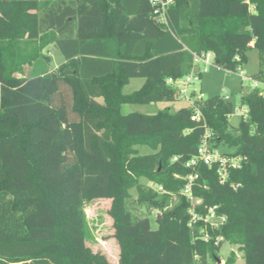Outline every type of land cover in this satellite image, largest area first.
<instances>
[{"label":"trees","instance_id":"obj_1","mask_svg":"<svg viewBox=\"0 0 264 264\" xmlns=\"http://www.w3.org/2000/svg\"><path fill=\"white\" fill-rule=\"evenodd\" d=\"M151 9L149 0H0V264H112L85 244L83 205L103 197L111 200L118 264H217L222 240L238 245L245 264H264L258 90L241 97L246 114L232 131L234 104L224 95L195 100L201 120H191V106L121 112L124 103L179 99L168 80L189 73L192 52L210 51L228 72L254 48L253 77L264 80V0H173L168 27L151 19ZM49 45L64 58L51 71L43 65ZM26 65L39 72L21 76ZM137 77L142 84L124 93ZM204 124L213 146L224 143L234 149L224 154L243 158L224 183L215 166L185 165ZM194 173L200 201L192 204L182 191ZM131 188L139 202L162 209L156 229L126 207ZM214 206L225 216L221 226L191 222V210L205 215ZM234 258L232 251L223 264Z\"/></svg>","mask_w":264,"mask_h":264},{"label":"rangeland","instance_id":"obj_2","mask_svg":"<svg viewBox=\"0 0 264 264\" xmlns=\"http://www.w3.org/2000/svg\"><path fill=\"white\" fill-rule=\"evenodd\" d=\"M44 53L49 54V61L44 62V67L51 71L55 69L58 65L63 63V56L53 45H49L44 49ZM258 53L257 50L252 48L247 53V62L239 70L226 71L223 68L217 66L216 64H210L206 67L205 71H202L199 75L200 79L195 81L192 87H189L190 91L195 89V95H201L205 98L211 97L212 95H224L223 90H226V94L229 95L230 100L234 104V113L228 118L229 121V131H232L234 127L237 126L238 122L245 114V105H241V97L247 93L250 86V81L242 80V75H247L258 68ZM202 66V64H200ZM38 67H33L26 65L22 70L21 76H32L37 74ZM143 82V78H133L130 80L129 84L123 87L124 93H129L136 90ZM103 99L100 98L99 101ZM190 102L184 99H177L173 102L157 101L156 103L150 104H130L124 103L121 105L122 113L129 112H141L145 114H154L156 111L161 109H168L174 111L180 107H187ZM216 150L222 153H231L234 149H229L226 144L220 143L217 147L213 146ZM138 152L148 153L150 151L149 147L146 145H138ZM139 181L144 185L153 187V185L144 178H139ZM160 198V197H159ZM159 200V199H158ZM175 197L168 198V202L165 205L171 207L175 202ZM199 200V198L194 197L192 200L194 203ZM110 198H95L90 201H86L83 205L86 215V225H85V244L89 245L93 251H100L110 260L112 264H118V252L119 245H117L116 239L113 237L114 228L112 224V216L110 213ZM200 201V200H199ZM126 207H128L130 213L134 217L146 216L149 219V225L156 229L158 225L156 224V217L161 212L160 207H154L150 204L141 203L137 200V191L134 188L130 190V197L127 199ZM219 249L217 250V255L221 260L220 264L224 263V260L230 255L232 251L235 252L234 261L231 264H245V259L243 253L238 249L237 244L231 245L230 243L222 240ZM208 264H213L209 261Z\"/></svg>","mask_w":264,"mask_h":264},{"label":"built area","instance_id":"obj_3","mask_svg":"<svg viewBox=\"0 0 264 264\" xmlns=\"http://www.w3.org/2000/svg\"><path fill=\"white\" fill-rule=\"evenodd\" d=\"M173 0H149V4H151V19L157 23L163 24L164 26L168 27L167 22V9L171 5ZM193 58V65L189 73L184 75L182 78L177 80H168L177 90L179 99H184L194 108L193 115L191 120H201L203 119V114L201 113L200 109L195 104V100L201 99L203 96L201 93L199 95H195V89L190 91L189 87H192L195 81L200 79L199 75L202 71L206 70V67L210 64H215L214 58L212 53L203 52L201 54H196L192 52ZM202 64V66L200 65ZM240 69V68H239ZM238 69V70H239ZM235 72V71H233ZM242 80H249L250 86L249 90L257 89L258 93L264 97V80L254 78L251 75H242ZM224 98L228 100L230 97L226 94V90H223ZM246 114V108H245ZM244 114V115H245ZM204 135L202 136L199 145H198V152L194 156V158L190 159L185 163L188 167H194L195 164L198 162H202L203 164L207 165L208 167L215 166L218 179L220 183H224L227 178L229 177V173L232 169H237L240 167L241 162L243 160L241 155H229L224 154L213 147L212 139L214 137V131H212L209 127L204 124ZM176 159V158H174ZM197 176L196 173L191 174L187 177V181L184 185L183 194H185L192 204L199 202L197 200L195 203L192 201L194 199L192 195V184ZM191 222H195L196 220H202L206 226L210 227L211 229L217 228L223 224L225 221V216L218 214L214 208H210L205 215H201L196 211L191 210ZM204 238H207V235H204ZM221 237H217L216 239H220ZM217 243V242H216Z\"/></svg>","mask_w":264,"mask_h":264},{"label":"crops","instance_id":"obj_4","mask_svg":"<svg viewBox=\"0 0 264 264\" xmlns=\"http://www.w3.org/2000/svg\"><path fill=\"white\" fill-rule=\"evenodd\" d=\"M112 44H113V43L110 42V45H111V46H112ZM56 49H57V48H56ZM57 50H58V49H57ZM249 50H251V49H249ZM249 50H248V51H249ZM58 51H59V50H58ZM248 51L246 52V57H247V53H248ZM59 52H60V51H59ZM247 59H248V57H247ZM29 66H30V65H29ZM257 69H258V68H257ZM256 71H257V70L252 71V72H250L248 75L253 76V74H254ZM18 75H19V74H18ZM129 82H130V81H129ZM128 84H129V83H128ZM248 90H249V89H248ZM248 90H247V91H248ZM220 260H222V259H220Z\"/></svg>","mask_w":264,"mask_h":264},{"label":"water","instance_id":"obj_5","mask_svg":"<svg viewBox=\"0 0 264 264\" xmlns=\"http://www.w3.org/2000/svg\"><path fill=\"white\" fill-rule=\"evenodd\" d=\"M215 260L217 261V264H220L221 263V260L218 257H216V256H215Z\"/></svg>","mask_w":264,"mask_h":264}]
</instances>
